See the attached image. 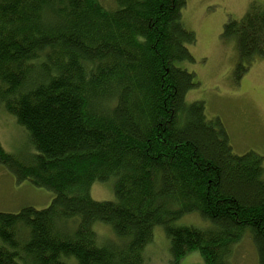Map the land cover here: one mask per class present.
Returning <instances> with one entry per match:
<instances>
[{"label":"trees","instance_id":"1","mask_svg":"<svg viewBox=\"0 0 264 264\" xmlns=\"http://www.w3.org/2000/svg\"><path fill=\"white\" fill-rule=\"evenodd\" d=\"M112 1L0 0V103L34 150L20 161L0 146V164L54 195L43 210L0 213V264H143L155 227L172 264L194 251L235 264L245 238L264 264L262 158L234 155L219 120L185 102L197 87L183 68L196 41L186 0ZM221 38L245 73L264 59V8L251 4ZM110 181L114 201L92 200ZM189 214L209 226H174Z\"/></svg>","mask_w":264,"mask_h":264},{"label":"rangeland","instance_id":"2","mask_svg":"<svg viewBox=\"0 0 264 264\" xmlns=\"http://www.w3.org/2000/svg\"><path fill=\"white\" fill-rule=\"evenodd\" d=\"M113 8L112 0H99ZM264 8V0H186L181 12L184 28L195 35L188 47L193 63L184 65L195 77L197 87L188 92L186 104L201 102L207 120L217 119L228 137L232 153L241 156L254 153L262 158L264 170V59L253 61L240 74L234 41L221 38L223 27L239 21L249 6ZM104 7V8H105ZM0 146L17 160H27L34 154L27 133L16 123L0 103ZM89 195L96 202L114 201L112 181L94 183ZM54 195L33 187L28 182L18 184L0 164V213L17 214L23 208H47ZM175 227L204 229L209 226L197 214H189L174 223ZM100 243L112 240L108 227L96 228ZM235 264H257L253 245L245 238L237 248ZM143 264H172L169 240L161 227H155L150 243L142 252ZM179 264H204L198 252L187 254Z\"/></svg>","mask_w":264,"mask_h":264}]
</instances>
